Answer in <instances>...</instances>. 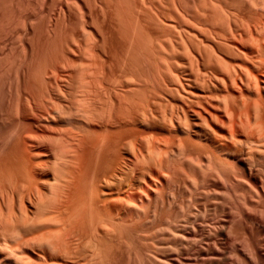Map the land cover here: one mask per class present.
Listing matches in <instances>:
<instances>
[{
	"label": "bare ground",
	"instance_id": "obj_1",
	"mask_svg": "<svg viewBox=\"0 0 264 264\" xmlns=\"http://www.w3.org/2000/svg\"><path fill=\"white\" fill-rule=\"evenodd\" d=\"M69 1L59 0L63 3L58 7V16L81 10L79 2ZM206 1L192 0L193 4L185 8L180 0H174V19L171 15L167 17L168 13L162 8L159 12L163 20L165 17L176 20L180 32L178 37L175 35L178 29L173 27L175 34L170 32V38L160 39L163 42L160 45L158 40L156 44L153 42L155 45H112L118 35L113 25L115 20H110L115 18L114 14L102 17L107 26L93 21L97 29L100 25L106 29H96L98 35L95 31L96 36L90 37L99 38H95L92 45L90 41L85 45H77L78 41H74L71 45L61 43L37 48L0 45V53L9 49L10 53L23 56L21 60L16 58L20 60L18 63L9 60L8 67L15 73L14 81L8 84L7 105L0 107V264H109L112 251L109 242L117 234L121 236V232L114 233L115 222L122 224L133 217L139 218L141 212L159 208L160 202L165 205L170 198L167 197L170 193H166L174 192L173 188H181L180 193L183 189L192 195L204 191L208 198L210 187H222L227 196L224 194V199L230 196L229 191L233 193L239 189L244 191L242 197L244 193L248 195L246 199L244 196L242 204L248 207L244 209L251 208V213L246 214L237 206L242 213L234 207L224 222L238 226L231 234L248 241L247 253L264 264V242L261 246L258 241L262 238L264 241V0L260 3L254 0L255 5L253 0L248 1L250 9L246 8L244 0L249 12L244 7L238 8L247 13L242 9L243 13H235L233 9L226 12L225 8L218 14L213 11L217 4ZM33 2L10 0L5 4L11 7L12 16L18 14L16 7L32 5L29 16L21 19L23 30L25 23L29 29L45 28L46 15L56 12L57 4L51 3L54 11L43 0L39 14L34 10L37 3L34 6ZM72 3L77 4L75 9ZM211 4L216 5L212 8ZM117 11L118 14L121 10ZM125 13L129 16L131 12ZM147 18L149 22L153 19H149V15ZM37 19L45 20L42 26ZM56 22L49 20L51 25L46 22L49 32L51 28L57 29ZM83 26L82 29L88 28ZM84 30L81 31L83 36ZM88 32L86 36L91 35ZM149 36L146 35V39ZM171 36H177V39L174 37L176 45H170ZM2 67L0 62V69L5 65ZM9 72L11 77V70ZM215 191L214 194H218ZM239 193L236 192L239 196L233 195L242 198ZM224 201L223 206L217 204V200L214 202L224 207L227 202ZM208 202L211 204L212 200ZM230 207L229 210L233 209ZM201 217L205 219L206 216ZM180 235L177 233L178 237ZM244 245L246 247L245 242Z\"/></svg>",
	"mask_w": 264,
	"mask_h": 264
},
{
	"label": "rangeland",
	"instance_id": "obj_2",
	"mask_svg": "<svg viewBox=\"0 0 264 264\" xmlns=\"http://www.w3.org/2000/svg\"><path fill=\"white\" fill-rule=\"evenodd\" d=\"M10 0H3V1H1L0 0V24L3 22L4 24H1L0 25V45H33V46H36V48L37 47H46V45H61V43L63 44V45H71V43H73L74 41L75 42H77L78 41V43H77V45H83L84 43H89V42H87V41H90V43H89V45H92V43L94 44V40H96L95 38H99L98 36L97 37H94L93 39H91V37L92 36H96V35H98V33H97V31H96V29H97V27L94 25L95 23H93V21H95L98 25L99 24H101L103 21V19L104 18H102V17H105V14H107L108 16H113V14L115 15L114 17L117 19H115V18H113V17H111V19L110 20H115V24H113L114 26H115V28H116V35H117V39L114 41V42H112L111 44L112 45H129V43H131L130 45H137L138 43L140 44V45H155L156 44V42L160 45V43H163V42H161L162 40H163V38H170V32H171V35H174L175 33H173V32H176L177 31V33L175 34V35H177L178 37H179V35H178V32H180L179 31V28H177V22H175L174 20V22L172 21V20H170L169 18H167V20H166V17H165V20H163L164 18L160 15V12L159 11H161V9L162 8H165L164 10H166V11H164V12H166V13H168L167 14V17H168V15H169V17H173V19L175 18V14L173 13L174 11H173V8H174V6L176 5V4H174V3H176V2H174V0H117V1H115V0H101V1H97V0H76L77 1V3H78V6L81 8V10L80 9H78V12H76L77 10H73V12L71 11V14H66V16H58V15H60V11L58 10L59 8V5H60V3H63L64 2V0H62L63 2H59V0H46L47 2H48V4H47V7L49 6V8L50 7H52L51 5L53 4V5H55V4H57V5H55V10H56V12H52V15L51 14H47L46 15V17L47 18H45V20H47L46 22H47V24H49V20H52V22L53 23H55V20H57V25H58V27H59V29H58V27H57V29H55L54 30V28H51L52 30H50V32L48 31V27H47V24H46V22H44L43 21V19H37V23L39 24V21L38 20H40V26H42L43 24V22H44V25H45V28L47 29V32H48V34H47V32H46V30H45V28L43 27V28H41V27H37V26H35L36 27V29H29V28H27L28 27V24H26L25 23V25H24V23H23V25L25 26V29L23 30V26H22V22H23V20H21L22 18L24 19L25 17H28L29 16V13L30 12H32V8H31V6L32 5H29V6H27V7H25L26 5H28V4H25L24 6H21V7H16L15 8V12H18V17H17V15L15 14V16H16V18H15V16L13 17L12 15H11V7L9 6V7H7L6 5H7V3L9 2ZM16 1H18V0H16ZM25 1V0H24ZM34 1V2H33ZM43 1V0H36V2H35V0H32V2H33V4H34V6H36V3H37V6L36 7H38V8H36V7H34L35 9V11L36 12H38L39 14H40V7H42L41 5L43 4V2H42V4H40L41 2ZM51 1H53V2H51ZM58 3H57V2ZM61 1V0H60ZM69 1V0H68ZM75 1V0H74ZM105 1L107 2V4L105 3ZM118 1H120V2H118ZM122 1V2H121ZM181 1V3H182V5L185 7V8H187V6L188 5H192L193 4V2H192V0H189V2L187 1V0H180ZM194 1V0H193ZM201 1V0H200ZM215 1H218V2H220V4L218 3V2H215ZM224 3H223V2ZM237 1L238 0H212V3L214 2V3H216L215 5H213V4H211V6H212V8H213V6H215V7H217L219 10H217V8L215 9V7L213 8L214 10L213 11H215L214 13H217L218 14V11H219V13L221 12H223V11H225V10H227L226 12H228V10L230 11V12H232L231 10L233 9L234 11H235V13H238V11L239 12H241V13H243L245 10L244 9H242V10H244L243 12H242V10L241 9H239L240 7L239 6H241V7H244V3H245V5H246V8H248V1L250 2V0H245V2H244V0H240L238 3H237ZM252 1V0H251ZM256 1V0H255ZM70 3L71 2H73V0H71V1H69ZM84 2V3H83ZM93 2H94V4H93ZM97 2V3H96ZM102 2H104V3H102ZM112 2V3H111ZM113 2H115V3H113ZM132 2H134V3H132ZM141 2V3H140ZM156 2V3H155ZM167 2V3H166ZM185 2V3H184ZM207 3H208V0L206 1ZM209 2H210V0H209ZM227 4H226V3ZM244 2V3H243ZM258 2L260 3V0H258ZM257 1H256V3H258ZM52 3V4H51ZM83 3V4H82ZM86 3V4H85ZM99 3H101V4H99ZM117 3V4H116ZM120 3H123L122 5L120 4ZM145 3V4H144ZM159 5H158V4ZM164 3V4H163ZM191 3V4H190ZM211 3V2H210ZM241 3H243V4H241ZM252 3H254V0H253V2ZM251 3V4H252ZM5 5V7L3 6V5ZM40 4V5H39ZM73 4V3H72ZM76 4V3H75ZM75 4H73L74 5V9H75ZM81 4V5H80ZM97 4H99V5H97ZM105 4V5H104ZM112 4V5H111ZM116 4V5H115ZM137 4H138V6H137ZM141 4V5H140ZM160 4H161V7H160ZM163 4V5H162ZM172 4H174V5H172ZM184 4H186V6L184 5ZM229 4V5H228ZM234 4H235V6H234ZM238 4V5H237ZM77 5V4H76ZM97 5V6H96ZM106 5H107V7H106ZM117 5H119V6H117ZM125 5V6H124ZM133 5V6H132ZM153 5H154V7H153ZM156 5V6H155ZM166 5V6H165ZM219 5V6H218ZM227 5V6H226ZM237 5V6H236ZM243 5V6H242ZM253 5H255V3L253 4ZM40 6V7H39ZM98 6L101 8H98ZM104 6H105V8H104ZM113 6V9L111 8ZM116 6L118 7V8H116ZM123 6V7H122ZM141 6V7H140ZM144 6H146V7H144ZM172 6V7H171ZM226 6V7H225ZM231 6V7H230ZM233 6V7H232ZM251 6V5H250ZM45 7V6H44ZM73 7V6H72ZM77 7V6H76ZM79 7H77V8H79ZM84 7V8H83ZM93 7V8H92ZM128 8V10H130V12L127 10V8ZM137 7V8H136ZM155 7L158 9H155ZM189 7V6H188ZM234 7L236 8V9H234ZM239 7V8H238ZM6 10H5V9ZM28 9V11H27V9ZM96 8V9H95ZM109 8L114 12H112L111 10H109ZM120 8V9H119ZM124 8V9H123ZM126 8V9H125ZM133 8V9H132ZM134 8H136L135 10L137 11H135L134 10ZM168 8V9H167ZM222 8V9H221ZM226 8V9H225ZM231 8V9H230ZM237 8H238V10H237ZM245 8V7H244ZM245 8V9H246ZM251 8V7H250ZM250 8H248V9H250ZM31 9V10H30ZM37 9V10H36ZM51 9H53V7L51 8ZM53 9V10H54ZM73 9V8H72ZM71 9V10H72ZM138 9H140V10H138ZM154 9V10H153ZM160 9V10H159ZM172 9V10H171ZM222 11H221V10ZM225 9V10H224ZM248 9H246V10H248ZM9 10V11H8ZM54 10V11H55ZM108 10V12H106ZM117 10H121L120 11V13H118L117 14V12L116 11ZM142 10V11H141ZM156 10V11H155ZM171 10V11H170ZM5 13H4V12ZM23 11V12H22ZM25 11V12H24ZM30 11V12H29ZM81 13H80V12ZM90 13H89V12ZM101 11V12H100ZM111 11V12H110ZM125 11L126 12H128V14H129V16L128 15H126L127 13H125ZM132 11H134L133 13L135 14H133L132 13ZM147 11V12H146ZM155 11V12H154ZM233 11V12H234ZM1 12H2V14H1ZM59 12V13H58ZM100 12V13H99ZM121 12H123V13H121ZM142 14H141V13ZM143 12H145V13H143ZM159 13V14H157V13ZM248 12H249V10H248ZM19 13H21V14H19ZM139 13V14H138ZM154 13H156V14H154ZM165 13V14H166ZM245 13H247L246 11H245ZM13 17V18H11L10 17V15ZM26 14H27V16H26ZM38 14V15H39ZM58 14V15H57ZM74 14V15H73ZM79 14V15H78ZM102 14H104L103 16H102ZM123 14V15H122ZM21 15V16H20ZM38 15L36 16V17H38ZM49 15V16H48ZM76 15H77V17H76ZM82 15V16H81ZM89 15H91V17L89 16ZM119 15V16H118ZM125 15V16H124ZM133 17V18H136L134 21L132 20L133 18L131 17V16ZM134 15V16H133ZM142 15H145V16H142ZM146 15H147V17H148V15H149V19H151V17H153V19L154 20H156V21H154V22H152L153 21V19H151V23L149 22V20H148V18H147V20H146ZM155 16V18H154V16ZM159 15V16H158ZM171 15V16H170ZM173 15H175V16H173ZM40 16V15H39ZM50 16L52 17V18H50ZM81 16V17H80ZM94 16V17H93ZM123 16V17H122ZM128 16V17H127ZM137 16V17H136ZM157 16V17H156ZM161 16V17H160ZM166 16V15H165ZM222 16H223V14H222ZM221 16V17H222ZM5 17H6V19H5ZM42 17V16H41ZM44 17H45V15H44ZM50 19H49V18ZM56 17H57V19H56ZM62 17V18H61ZM66 18V20H64L63 18ZM83 17V18H82ZM141 17V18H140ZM144 17V18H143ZM158 17H159V19L160 20H158ZM221 17H218L219 19L221 18ZM20 18V19H19ZM40 18V17H39ZM58 18H60L59 19V21H58ZM75 18H76V20H75ZM80 18V19H79ZM92 18V19H91ZM120 18V20L118 21V19ZM122 18V19H121ZM125 18V19H124ZM177 18V17H176ZM1 19H2V21H1ZM7 19H11L10 21H11V27H10V21H8ZM18 19V20H17ZM55 19V20H54ZM72 19H74V21H75V23H74V21L72 20ZM77 19H79V20H77ZM82 19V21H83V19L85 20V23H88V24H85V23H83L82 21H80ZM95 19V20H94ZM101 19V20H100ZM124 19V21L125 22H127V23H124V21H122ZM129 19V20H128ZM138 19H139V21H138ZM142 19H144V20H142ZM172 19V18H171ZM29 20V19H28ZM27 20V21H28ZM31 20H33V18L31 19ZM54 20V21H53ZM97 20V21H96ZM108 20H109V17H108ZM140 20H141V22H140ZM157 20L159 21L158 22V24H157V26H156V23H157ZM162 20V22L164 23H160V21ZM170 20V21H169ZM18 23H20V24H18ZM21 21V22H20ZM43 21V22H42ZM72 21V22H71ZM78 23H77V22ZM90 21V22H89ZM92 21V22H91ZM105 21V20H104ZM116 21H118V23L116 22ZM120 21H122V22H120ZM130 21V22H129ZM131 21H132V23H131ZM144 21L145 22H147V24L146 23H144ZM12 22H15V24L16 25H14V23H12ZM34 22H36V19H35V21ZM42 22V23H41ZM60 22V23H59ZM107 22V21H106ZM114 22V21H113ZM122 24V26H119L118 27V25H121L120 23ZM136 22V23H135ZM139 22V23H138ZM156 22V23H155ZM9 23V24H8ZM62 23H64V25L66 24L67 26H69V28L65 25V27H64V25L62 24ZM72 23V24H71ZM76 23H77V25H79V26H77L76 25ZM91 23H92V25H91ZM105 22H103V24H101V25H106V24H104ZM109 22H107V24H108ZM140 23H141V25H140ZM142 23L144 24V26L142 25ZM154 23V24H153ZM69 24H71V25H69ZM81 24V25H80ZM83 24H84V26L85 25H87L88 26V28L86 27V28H84V29H82V26H83ZM89 24L91 25V26H89ZM110 24V23H109ZM123 24H124V27H123ZM126 24H128L127 25V28H126ZM138 24V25H137ZM164 25V26H162V25ZM168 24V25H167ZM176 26H175V25ZM49 25H51V24H49ZM48 25V26H49ZM61 25V26H60ZM76 25V26H75ZM100 25V27L98 28V29H103L104 27H105V29H106V26H101ZM111 26H113L112 24H110ZM133 25H135V28H134V26ZM146 25V26H145ZM172 25V26H171ZM14 26V28H17V29H15V31H13L14 30V28L13 29H9V27L10 28H12ZM16 26V27H15ZM18 26V27H17ZM21 26V27H20ZM72 26H74V27H72ZM81 26V27H80ZM83 26V27H84ZM92 26H94V27H92ZM137 26H143V28H141L140 29V27L138 28ZM154 26H156V28H154ZM163 27L162 29H161V27ZM167 26H168V28H170V29H168L167 28ZM169 26H171V27H169ZM4 27V28H3ZM20 27V28H19ZM23 27V28H22ZM54 27V26H53ZM64 27V28H63ZM96 27V28H95ZM128 27H130V28H128ZM146 27V28H145ZM148 27H150V28H152V29H150V28H148ZM173 27L175 28V29H178V30H176L175 31V29H173ZM26 28H27V30H26ZM30 28H32V27H30ZM49 28V29H50ZM67 28V29H66ZM75 28V29H74ZM77 28V29H76ZM82 29V30H80V29ZM93 28V29H92ZM127 30H126V29ZM132 28H134L135 29V31H134V29H132ZM137 28L139 29V30H137ZM145 28V29H144ZM158 28V29H157ZM171 28H172V31H171ZM2 29V30H1ZM10 30V32H7L6 30ZM42 29H44V30H42ZM69 29V30H68ZM72 29V30H71ZM97 29V30H98ZM132 29V30H131ZM145 30V33H144V30ZM157 29V30H156ZM160 29V30H159ZM164 29H166V30H164ZM19 30H21V31H19ZM31 30V31H30ZM56 31V32H58V33H56V32H54V31ZM62 30H64V31H62ZM72 32H71V31ZM79 30H80V32H79ZM83 30L87 33V30L89 31L88 33H90L91 35H88V36H86L87 34L85 33V36H83L84 35V33H81V31L83 32ZM91 30V31H90ZM114 30V29H113ZM121 30V31H120ZM132 32H131V31ZM136 30H137V33H138V35L140 36V38H138L139 36L137 35V33H136ZM159 30V31H158ZM168 30H170V31H168ZM25 31H27L26 33H25ZM28 31H30V32H28ZM34 31V32H33ZM53 31V32H52ZM61 31V32H60ZM68 31V32H67ZM76 31V32H75ZM93 31V32H92ZM96 31V35L94 34V32ZM106 31V30H105ZM118 31H119V33H118ZM134 31V32H133ZM141 31V32H140ZM150 31L152 32V33H150ZM157 31V32H156ZM164 31V32H163ZM11 32H13V33H11ZM15 32H16V34H15ZM45 32V33H44ZM60 32V33H59ZM126 32V33H125ZM128 32V33H127ZM130 32V33H129ZM148 32V33H147ZM156 32V33H155ZM162 33V34H160V33ZM166 32V33H165ZM7 33V34H6ZM20 33V34H19ZM25 33V34H24ZM51 33H53L52 35H51ZM55 33V34H54ZM63 33V34H62ZM64 33H65V35H66V37H65V35H64ZM71 33V34H70ZM74 35H73V34ZM77 33V34H76ZM131 33L133 34V35H131ZM145 35H144V34ZM147 33V34H146ZM155 33V34H154ZM167 35V36H164L165 34ZM173 33V34H172ZM13 36H11V35ZM22 34L24 35V37L22 36ZM33 34V35H32ZM61 35V36H58V35ZM123 34H124V36H123ZM138 36H136V35ZM143 34V35H142ZM160 36H158V35ZM164 34V35H163ZM5 35V36H4ZM7 35V36H6ZM43 35V36H42ZM48 35V36H47ZM51 35V36H50ZM64 35V36H63ZM70 35H72V36H70ZM79 37H78V36ZM146 35H150L149 36V38H147L146 39ZM156 36V38L154 37V36ZM163 35V36H162ZM17 36V37H16ZM20 36H22L23 37V39H21L22 37H20ZM28 36V37H27ZM29 36H31V37H29ZM37 36V37H36ZM41 36V37H40ZM69 36V37H68ZM91 36V37H90ZM153 38H152V37ZM157 36L159 37V38H157ZM177 36H173V38H172V36H171V40L173 39V43L171 42L170 43V45L171 44H175L176 45V43H175V40H174V37H175V39H177L176 37ZM6 37V39H4V38ZM12 37V38H11ZM46 37H47V39H46ZM52 37H53V39H52ZM55 37V38H54ZM58 37V38H57ZM70 37H72L71 38V40H67V38L68 39H70ZM74 37V38H73ZM77 37V38H76ZM83 37V38H82ZM135 37H137L138 39H136ZM39 38V39H38ZM51 38V39H50ZM80 38V39H79ZM131 39V41H130V39ZM143 38H145V40H143ZM14 39V40H13ZM16 39V40H15ZM20 39V40H19ZM25 39V40H24ZM58 39V40H57ZM73 39V40H72ZM90 39V40H89ZM122 39V40H121ZM151 39V40H150ZM154 39V40H153ZM160 39H162V40H160ZM3 40V41H2ZM24 40V41H23ZM28 40V41H27ZM64 42H63V41ZM67 40V41H66ZM92 40V41H91ZM121 40V41H120ZM133 40H136L137 41V43H136V41H134V43H133ZM140 40V41H139ZM151 41V43H150V41ZM156 40H158V41H156ZM168 40H170V39H168ZM170 40V41H171ZM7 41V42H6ZM11 41H12V43H11ZM18 41V42H17ZM22 43H20V42ZM42 41V42H41ZM50 41V42H49ZM59 41V42H58ZM84 41H86V42H84ZM124 41V42H123ZM127 41V42H126ZM129 41V42H128ZM139 41V42H138ZM144 41H148V42H146V43H143ZM156 41V42H155ZM169 41V42H170ZM2 42V43H1ZM5 42V43H4ZM15 42H17V43H15ZM24 42V43H23ZM27 42V43H26ZM67 42V43H66ZM153 42H155V44L153 43ZM19 43V44H18ZM29 43V44H28ZM34 43V44H33ZM42 43V44H41ZM48 43V44H47ZM54 43V44H53ZM64 43H66V44H64ZM118 43V44H117ZM143 43V44H142ZM153 43V44H152ZM43 44H45V45H43ZM75 45H76V43H74ZM74 44H72V45H74ZM138 44V45H139ZM157 44V45H158ZM85 45V44H84ZM87 45V44H86ZM165 45H168L167 43L165 44ZM11 54H13V55H11ZM21 53H19L18 54V56L17 55H15V53H10V51H9V49H6V51L4 50V52L3 53H0V62H1V65L4 67V65H5V70H4V68L3 69H0V72H1V70L3 71L4 70V72H2L3 73V75L4 76H6V77H4L3 78V76H0V79H2L0 82H1V84H0V87L2 88H0V96H1V98H0V107L3 105H5L6 103H7V101L6 100H8V98H9V96H7V95H9V83H12V82H10V81H12V79H13V81H14V76L13 75H15V73H14V70H12V68H10V67H8V65H9V62L10 61H12L13 59H14V61L16 62L17 61V63L18 62H20V60L22 59V55H20ZM15 55V56H14ZM19 55H20V57H19ZM11 56V57H10ZM22 56V57H21ZM3 57V58H2ZM13 57V58H12ZM12 60H11V59ZM16 58L17 59H19L20 58V60H16ZM39 58H41V55H40V57ZM7 59V60H6ZM10 60V61H9ZM4 62V63H3ZM12 63V62H11ZM7 68V69H6ZM8 68H10L9 69V71L11 70V77L9 76L10 75V72H9V74H7L8 72H7V70H8ZM13 72V73H12ZM2 73H0V75H2ZM5 73V74H4ZM10 77V78H9ZM7 80V81H6ZM2 82H4V83H2ZM7 83V84H6ZM9 84V85H8ZM8 85V86H7ZM3 86H6V87H4L3 88ZM15 89V88H14ZM9 91V92H8ZM1 92H2V94H1ZM4 92V93H3ZM12 92L14 93L15 91H13L12 90ZM6 93H8V94H6ZM4 95H6V96H4ZM3 96V97H2ZM7 105V104H6ZM2 106V107H3ZM2 107H1V109H2ZM6 111V110H5ZM3 112V111H2ZM1 112V113H2ZM5 113V112H4ZM1 115V114H0ZM121 155V157H123L124 158V154H120ZM119 155V156H120ZM120 157V158H121ZM192 177V176H191ZM199 177H202V176H199ZM213 188V189H212ZM172 190V189H171ZM173 190H175L174 192L173 191H168L166 194H168V193H170V194H174L173 196L172 195H167V197H170V198H167V199H169V200H167L166 202H165V205L164 204H161V202L159 203V205H158V207L159 208H154L153 209V207L151 208V209H149L148 211H146V212H141V215H139V218L138 217H136V218H134L133 217V219H131V221H130V219L129 220H127V221H130V222H125V223H122L121 224V222L119 221V222H115L114 223V228L113 229H115V231H114V233L115 232H117V233H120L121 234V236L119 235V234H117V236H118V238H117V236L115 237L114 236V238H113V236H112V241H110L109 242V245L110 246H112V247H109V248H111L112 249V251H111V249L109 250V251H111L110 253V257L112 258H110L109 260H110V262H109V264L110 263H112V264H178V262H179V264H261V262H259L258 260H256V259H253V257H251V255H249L247 252L249 251V249H248V246H247V243H248V245H249V242L248 241H244V240H241V239H239V238H236V236H234V235H232L231 234V232H233L234 230H236V228L238 227L237 225H232V224H230V223H225L224 221V218L225 217H228V212H230V211H234V207H235V211H237L238 212V210L240 211L242 208L244 209V208H248L247 206H244L242 203L244 202L243 201V199H244V196L246 195L245 193H244V196L242 197V195H243V192L241 191V189H239L240 191H238V190H236V192H237V194L239 193V194H241L240 196L242 197V198H240V197H236V196H239V195H236V192H233V193H231V191H229V193L230 194H228V195H230V196H228V199L230 198V197H232L233 196V202L234 203H232L231 202V199H224V197L226 196V192H225V190L224 189H222V187H217V189H215L214 187H210L208 190H209V193L211 194V195H209V197L207 198V197H205L206 195L204 194V191H198V192H196V193H194L193 192V194H195V195H192V193L190 194V193H187L188 191H186V193H185V191L183 192V189H182V193H180V190H181V188H180V190L177 188V189H175V188H173ZM178 190V191H177ZM214 190H216L217 191V193L218 194H214ZM213 193H212V192ZM215 191V192H216ZM220 191V192H219ZM221 191L223 192L222 194H221ZM171 192H173V193H171ZM178 192H179V194H178ZM228 192V191H227ZM184 193H185V195H184ZM235 193V195L236 196H234L233 194ZM220 194L222 195V196H220ZM224 194H225V196H224ZM189 195H192L193 196V198H192V196H189ZM213 195H215V197H218V198H215ZM232 195V196H231ZM185 196H187V197H185ZM189 196V197H188ZM211 196V197H210ZM223 197V198H220V197ZM171 197H173V198H171ZM178 197V198H177ZM227 197V196H226ZM246 197H248V195H246L245 196V199H246ZM174 198H177V200L176 199H174ZM191 198H192V200H191ZM206 200H205V199ZM237 198H239V200H236ZM176 200V201H174V200ZM181 201H180V200ZM218 199H221V200H218ZM244 199V200H245ZM172 200V201H171ZM187 202H185V201ZM190 200V201H189ZM203 200V201H202ZM211 201L212 200V202H210L211 204H208L209 202L208 201ZM216 200H217V204H220V206L222 205L223 206V201L225 200V201H227L224 205L226 206H231L233 209H230L229 210V207L227 208V206H226V208H225V206L224 207H220V206H217V204L215 203L216 202ZM235 200H236V203H235ZM248 200V199H247ZM170 201V202H169ZM183 201V202H182ZM189 201V202H188ZM206 201V202H205ZM215 201V202H214ZM224 201V202H225ZM168 202V203H167ZM203 202H205V203H203ZM208 202V203H207ZM219 202V203H218ZM239 202H241V204L239 203ZM176 203H177V205H176ZM183 203V204H182ZM185 203V204H184ZM193 203V204H192ZM203 203V204H202ZM231 203V204H230ZM167 204H168V206H170V207H168L167 206ZM187 204V205H186ZM192 204V205H191ZM205 204V205H204ZM236 204V205H235ZM238 204V205H237ZM161 205V206H160ZM182 205V206H181ZM188 205H189V207H188ZM198 205H200V206H198ZM240 205V206H239ZM241 205L242 206H244V207H241ZM181 208V207H184V208H179V207ZM186 206H187V208H186ZM190 206H191V208H190ZM198 206V207H197ZM204 206V207H203ZM206 206V207H205ZM215 206H216V208H215ZM240 207L241 209H237L238 207ZM217 207H219V208H217ZM230 207V208H231ZM237 207V208H236ZM186 208V209H185ZM190 209V210H187V209ZM203 208V209H202ZM214 208V209H213ZM223 210H222V209ZM225 208V209H224ZM250 208V207H249ZM260 208V207H259ZM185 209V210H184ZM195 209V210H194ZM237 209V210H236ZM242 209V211H244L246 214H249V213H251L250 211H252L251 210V208H250V210L249 209H244L243 210ZM156 210H158V211H156ZM203 210V211H202ZM205 210H206V212H205ZM207 210H209V211H207ZM211 210V211H210ZM212 210H215L214 212L212 211ZM227 211V213H226V211ZM249 210V211H248ZM181 211H182V213H181ZM184 211V212H183ZM222 211H223V213H222ZM242 211H240L241 213H242ZM156 212V213H155ZM194 212V213H193ZM202 214H201V213ZM212 212V214H210ZM219 212V213H218ZM247 212H249V213H247ZM148 213V215L149 214H151V215H146ZM154 213V214H153ZM181 213V214H180ZM191 213H193L192 215H194V216H190L189 214H191ZM225 213V214H224ZM244 213V214H245ZM140 214V213H139ZM143 214H145V215H143ZM152 214H153V216H152ZM157 214V215H156ZM169 214L172 216V217H170L169 216ZM198 216H197V215ZM204 214V215H203ZM209 214V215H208ZM214 214H216V216L218 217H216V216H213ZM222 214H223V216H222ZM227 214V215H226ZM156 215V216H155ZM181 215V216H180ZM211 215V216H210ZM219 215V216H218ZM148 216V217H147ZM168 216H169V219H168V221H167V218H168ZM180 216V217H179ZM187 216V217H186ZM195 216H197V218L195 217ZM201 216H206L205 217V219H204V217H201ZM142 217V218H141ZM147 217V218H146ZM154 217H156L155 219H154ZM166 217V218H165ZM184 217V218H183ZM189 217H191V218H189ZM196 218V219H194V218ZM212 219H211V218ZM219 217H220V219H219ZM154 220H153V219ZM183 218V220H181ZM209 220H208V219ZM213 218H215V219H217L218 221H216L215 219H213ZM222 218H223V221H221L222 220ZM149 219V220H148ZM151 219V220H150ZM188 219V220H187ZM203 219V220H202ZM207 219V220H206ZM148 220V221H147ZM152 220H153V222H152ZM186 220V221H185ZM200 220V221H199ZM211 220V221H210ZM214 220V221H213ZM183 221V222H182ZM208 221V222H207ZM216 221V222H215ZM215 222V223H214ZM118 223V224H117ZM187 223V224H186ZM191 223H193V224H191ZM198 223V224H197ZM222 223V224H221ZM247 223V225H248V223H249V221L248 222H246ZM175 224H177V225H175ZM183 224V225H182ZM226 224V225H225ZM173 225L176 227V229H175V227H173ZM186 225V226H185ZM215 226V228L216 229H214V226ZM219 225H221L222 226V229L220 228L221 226H219ZM252 225V224H251ZM177 226H178V228H177ZM182 227V228H180V231H179V227ZM188 226V227H187ZM191 226V227H190ZM193 226V227H192ZM213 228H212V227ZM218 226V227H217ZM190 227V228H189ZM249 227H251L250 225H249ZM255 227H257V226H255ZM185 228V229H184ZM221 230H220V229ZM224 228V229H223ZM233 228V229H232ZM220 230V231H218V230ZM172 230L173 232H174V234H173V232L170 231ZM182 231V232H181ZM113 233V234H114ZM170 233V234H169ZM177 233H178V235H180L179 237L177 236ZM170 235V237H169V235ZM172 234V235H171ZM229 236H228V235ZM114 235H116V234H114ZM175 235H176V238H175ZM210 235H213V236H210ZM227 235V236H226ZM171 236H173V238L175 239V240H172L173 238L171 237ZM226 236V237H225ZM232 236V237H231ZM120 237V238H119ZM178 237V238H177ZM235 237V238H234ZM262 237H264V236H262ZM170 238V239H169ZM236 239H238V240H241V241H237ZM260 239V238H259ZM114 240V241H113ZM262 240V242H260ZM261 240H258L259 241V243H260V245L264 242L263 241V238L261 239ZM244 242L246 243V247H245V245H244ZM262 245H264V243L262 244ZM261 245V246H262ZM114 246V247H113ZM118 247V249H116ZM245 247V248H244ZM244 248V249H243ZM247 248V249H246ZM262 248H264L263 246H262ZM116 250V251H115ZM118 250V251H117ZM246 250V251H245ZM113 252V253H112ZM113 255V256H112ZM248 255V256H247ZM114 257H116V259H115V261H114ZM181 257V258H180ZM188 257V258H187ZM249 257H251V258H249ZM98 258L99 257H97V260H98ZM190 258V259H189ZM177 260H179V261H177ZM246 260H247V262H246ZM256 260V261H255ZM99 261V260H98ZM183 261V262H182ZM182 262V263H181ZM100 263V262H99ZM263 263H264V261H263Z\"/></svg>",
	"mask_w": 264,
	"mask_h": 264
}]
</instances>
